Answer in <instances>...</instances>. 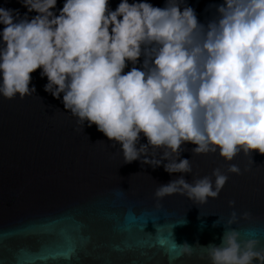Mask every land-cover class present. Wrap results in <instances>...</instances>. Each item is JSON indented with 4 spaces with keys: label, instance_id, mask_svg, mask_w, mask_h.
I'll use <instances>...</instances> for the list:
<instances>
[{
    "label": "clouds",
    "instance_id": "clouds-1",
    "mask_svg": "<svg viewBox=\"0 0 264 264\" xmlns=\"http://www.w3.org/2000/svg\"><path fill=\"white\" fill-rule=\"evenodd\" d=\"M21 3L37 15L0 7V96L31 95V74L42 69L45 91L57 99L63 93L65 109L119 143L126 163L143 158L170 174L192 172L191 160L181 158L186 142L195 154L219 151L227 161L240 152L264 154V0H224L207 25L191 6L181 9L183 0L163 8L121 0L115 10L109 0H66L59 15L57 0ZM228 172L240 168L230 164ZM228 178L219 168L192 182L181 175L155 196L179 192L206 203ZM239 219L233 210L219 245L197 243L210 264H264L260 240L242 239L231 227ZM197 244L174 247L191 256Z\"/></svg>",
    "mask_w": 264,
    "mask_h": 264
},
{
    "label": "water",
    "instance_id": "water-1",
    "mask_svg": "<svg viewBox=\"0 0 264 264\" xmlns=\"http://www.w3.org/2000/svg\"><path fill=\"white\" fill-rule=\"evenodd\" d=\"M65 2L57 0V15ZM120 2L109 0L110 9ZM148 2L161 8L166 4ZM222 3L183 0L181 9L191 6L207 25ZM0 7L29 18L37 15L21 0H0ZM4 27L0 24V32ZM143 60L142 55L136 67L142 68ZM132 67L129 61L124 72ZM41 71L31 74L30 87L36 90L31 95L0 96V264H67L49 254L70 245L76 246L71 264H210L197 243L219 245L233 210L240 219L231 227L239 228L242 239L258 238L264 247V154L240 152L227 161L219 151L195 154L196 145L186 142L181 158L191 160V173L170 174L143 158L126 163L119 143L95 124H79L65 109L63 93L57 99L45 91L48 80ZM140 143H147L143 133ZM230 164L240 174L228 172ZM216 168L229 177L217 198L197 203L179 192L155 196L160 184L181 175L192 182ZM229 201H235L234 207ZM175 242L197 246L191 256L178 255Z\"/></svg>",
    "mask_w": 264,
    "mask_h": 264
},
{
    "label": "snow or ice",
    "instance_id": "snow-or-ice-1",
    "mask_svg": "<svg viewBox=\"0 0 264 264\" xmlns=\"http://www.w3.org/2000/svg\"><path fill=\"white\" fill-rule=\"evenodd\" d=\"M76 253V246L75 245H70L67 250L65 251H60L56 252L54 254H49L53 259L63 257L67 264H71L70 257L73 256ZM41 260H47V256H40L39 257ZM13 264H16V262H13Z\"/></svg>",
    "mask_w": 264,
    "mask_h": 264
}]
</instances>
